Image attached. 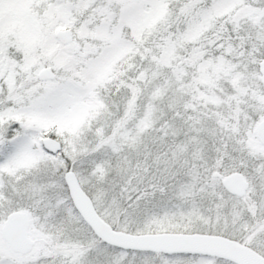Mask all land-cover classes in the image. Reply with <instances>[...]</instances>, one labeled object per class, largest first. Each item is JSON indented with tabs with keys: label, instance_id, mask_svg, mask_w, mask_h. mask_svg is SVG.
Returning <instances> with one entry per match:
<instances>
[{
	"label": "snow or ice",
	"instance_id": "6c2138e0",
	"mask_svg": "<svg viewBox=\"0 0 264 264\" xmlns=\"http://www.w3.org/2000/svg\"><path fill=\"white\" fill-rule=\"evenodd\" d=\"M0 264H264V0H0Z\"/></svg>",
	"mask_w": 264,
	"mask_h": 264
}]
</instances>
